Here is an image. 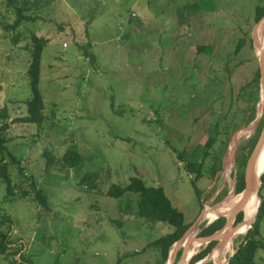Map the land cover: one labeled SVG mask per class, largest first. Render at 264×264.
<instances>
[{
  "label": "rangeland",
  "instance_id": "1",
  "mask_svg": "<svg viewBox=\"0 0 264 264\" xmlns=\"http://www.w3.org/2000/svg\"><path fill=\"white\" fill-rule=\"evenodd\" d=\"M257 4L0 0V110L10 119L24 116L31 99L32 36L45 42L38 84L43 121L13 124L7 148L17 163L1 155L11 190L0 179V234L10 243L0 264L13 258L14 264H161L149 244L173 228L140 218L135 193L107 195L133 177L162 188L190 226L203 209L236 195L237 173L264 122V84L253 82ZM16 8L26 19L14 27ZM68 150L79 159L73 167L63 161ZM262 186L264 202V180ZM246 205L234 210L244 215ZM244 234L232 248L226 244L222 264ZM256 238L264 243V210ZM205 245H195L191 256ZM255 254V264H264V251ZM209 255L197 264H215Z\"/></svg>",
  "mask_w": 264,
  "mask_h": 264
},
{
  "label": "trees",
  "instance_id": "2",
  "mask_svg": "<svg viewBox=\"0 0 264 264\" xmlns=\"http://www.w3.org/2000/svg\"><path fill=\"white\" fill-rule=\"evenodd\" d=\"M14 0H6L8 6L13 5ZM17 9V8H16ZM16 20L14 21L13 26L17 27L21 20L26 19L24 18L22 12L17 9L16 10ZM264 16V0H258V4L255 6L254 9V21H260V19ZM32 41L34 44L33 50L30 55V63L28 68V76H29V83H30V90H31V99L25 102L26 105V114L22 117H18L15 119H10L8 111L5 107L0 110V179L4 180L7 183V190L10 192L11 190V183L9 181L8 169L6 166V162L3 158L4 154H7L8 157L12 161L14 156L7 148V144L11 139L10 132L13 129V124H23V123H37L40 124L43 121V100L41 94L38 89L39 84V75H40V61H41V53L44 48L45 42L41 38H37L36 36H32ZM244 41L239 39L234 48V53L237 54ZM253 82L257 87H259V71L256 70V76ZM264 122H262L263 127ZM261 127V129H262ZM214 137H210L205 142V154H208L209 151L212 149L214 144ZM253 149V148H252ZM78 156L76 153H72L71 151L65 152L63 156V161L70 167H73L78 162ZM17 163V162H16ZM246 162L244 163L245 167ZM188 167H191V170L194 169V164L189 163ZM200 169H196L197 174H199ZM243 171L240 172V175L237 173L236 179V186L235 192L236 195L241 193L244 188V175ZM264 174L261 176V181L263 182ZM263 187V186H262ZM196 192L197 189H195ZM126 191L135 193L138 196V216L142 219L152 221V222H162L166 223L173 228V231L169 234L158 238L157 240L151 242L149 246L154 247L155 249L159 250L160 257H161V264H164L165 261L168 259V253L171 250L173 244L181 238L183 233L190 227L189 224H185L183 214L178 211L170 202V200L166 197L164 191L160 187H149L144 184V182L138 178L133 177L130 179V183L126 185L124 188L113 186L107 192L108 196L111 197H120ZM37 197L39 202L42 206H47V199L42 194L41 190H36ZM260 194V193H259ZM235 199V197H234ZM234 206L231 214L234 213ZM240 209V208H239ZM264 210V202L261 200L260 207L258 208L256 221L252 225L250 229L242 236L241 241L236 246L235 253L230 257L228 264H255L256 259V251L261 249L264 251V243L262 239H257L256 236L259 235V219L262 211ZM222 217V218H221ZM229 221L228 214H223L220 218L216 219L212 222L209 226L204 228L201 232H199L198 236H209L216 232L217 230L221 229L224 224L225 220ZM234 220L235 225L237 222H240L244 219L243 211L235 217ZM9 242L6 238V235L0 234V253L3 254L9 248ZM216 245L215 242L209 243L205 248L200 250L197 254H195L189 264H196L203 260L214 248ZM213 252V251H212ZM16 254V253H15ZM15 254H13L15 256ZM180 254V252L178 253ZM12 255V254H10ZM7 256V254H6ZM8 257V256H7ZM13 261L16 262V260ZM12 261L11 264H14ZM177 263V262H176ZM175 263V264H176ZM21 264V262L19 263Z\"/></svg>",
  "mask_w": 264,
  "mask_h": 264
},
{
  "label": "water",
  "instance_id": "3",
  "mask_svg": "<svg viewBox=\"0 0 264 264\" xmlns=\"http://www.w3.org/2000/svg\"><path fill=\"white\" fill-rule=\"evenodd\" d=\"M263 20H264V16L254 26V28L252 30V38H253V33L254 34L256 33L255 31L257 30L258 25ZM253 44H254V41H253ZM263 53H264V48L261 49L260 56H256L257 57V61H258V70H259V82H260V85L261 84H264V58H263ZM263 144H264V124H263V127H262V131L260 133V136H259V138H258V140H257V142H256V144L254 146V149L252 150V152H251V154H250V156H249V158H248V160H247V162L245 164V168H244V172H243V175H244V188H243V190L241 192V194H242L241 205L242 206L247 203V200L249 198V195L251 194L253 170H254V167H255V163L257 161V158H258V156H259V154H260V152L262 150ZM261 186H262V181H261V178H260V186H259V189H260ZM257 197L259 199V204H258V208H259L260 207V204H261V199H260L258 193H257ZM219 204H221V202L218 203L217 205H219ZM213 207H215V206H213ZM258 208H257V212H258ZM203 210L200 213V215L198 216L197 220L183 233V235L181 236V238H179L173 244L171 250L168 253V259H167V260L171 259V264H175L174 263L175 257H176L177 252H179L180 249H181V254H180V257L178 259V262L180 261V262H182V264H184L185 261H186V259H187L186 255L189 254L190 249H192L193 247H195V245L202 246V245L206 244L205 245V247H206L209 243L215 242L216 245L214 246V248H216L220 242H222V241L226 240L228 237H230L235 232V230L237 228H239L243 223H245V225H248V229H250L252 227V225L255 223L256 216H257V212H256V215L254 216V218L252 220H248V221L241 220L240 222H237L235 225H232L233 219L235 217H237V215L242 210V208H240L232 216V218H231L232 221L231 220L225 221V224H224L223 228L225 229V227H229L226 230V232H222L223 228H221V229L217 230L216 232H214L213 234H211L209 236H202V237L194 236V237H189L188 236L189 231L199 221V219H200V217H201V215L203 213ZM210 223L211 222H207V225H209ZM214 248L211 250V252L209 254H212V251L214 250ZM171 252H172V254H171ZM197 253H198V251L195 254H197ZM234 253H235V251L233 252V254ZM195 254H193L188 259L187 264L190 263L191 258ZM209 254L206 256V258L210 257ZM230 257L226 260V263L225 264H228ZM201 261L203 262V260H201Z\"/></svg>",
  "mask_w": 264,
  "mask_h": 264
},
{
  "label": "bare ground",
  "instance_id": "4",
  "mask_svg": "<svg viewBox=\"0 0 264 264\" xmlns=\"http://www.w3.org/2000/svg\"><path fill=\"white\" fill-rule=\"evenodd\" d=\"M256 33L254 34L253 40H254V50L256 53V56H260V51L262 48H264V20L258 25L257 30L255 31ZM263 58H264V53H263ZM264 173V144L262 146V150L257 158V161L255 163V167L253 170V175H252V190L251 194L249 195V198L247 200V205L244 207V219L245 221L252 220L254 216L256 215L258 204H259V199L257 197V193L259 190L260 186V178L262 174ZM235 197V199H234ZM242 200V194L239 193L237 195H229L223 202L219 205H216L215 207H211L209 210H203V213L199 219L200 223L201 222H209L210 220H214L215 218L213 216H222L223 214H228V213H222V211L229 210L232 211L234 206H239L241 204ZM221 210L220 212L217 210ZM236 210H234V213ZM233 213V215H234ZM231 220L230 214H228ZM234 220L232 221V225L234 224ZM198 221V222H199ZM215 221V220H214ZM197 222V223H198ZM213 222V221H212ZM197 223L193 228L189 231L188 236L189 237H194L195 234L198 232L199 226H197ZM231 225V226H232ZM197 226V228H195ZM229 227H225V229L222 230V232H226V230ZM248 230V225H245L243 223L239 228L235 230V232L228 237L226 240L220 242L216 248H214L212 254L215 256V264H222V259L223 254L228 250V245H230V248H232V243L236 237H238L241 234L246 233ZM172 254V252H171ZM194 254V253H193ZM191 253L189 251V254L186 255L187 259L184 264H187L188 259L190 258ZM224 261V260H223ZM165 264H171V259H169Z\"/></svg>",
  "mask_w": 264,
  "mask_h": 264
},
{
  "label": "built area",
  "instance_id": "5",
  "mask_svg": "<svg viewBox=\"0 0 264 264\" xmlns=\"http://www.w3.org/2000/svg\"><path fill=\"white\" fill-rule=\"evenodd\" d=\"M132 17H134V14H132ZM63 46H65V45H63Z\"/></svg>",
  "mask_w": 264,
  "mask_h": 264
}]
</instances>
